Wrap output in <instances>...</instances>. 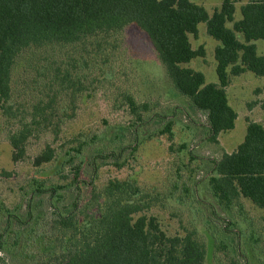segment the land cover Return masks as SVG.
Wrapping results in <instances>:
<instances>
[{"label": "rangeland", "instance_id": "obj_1", "mask_svg": "<svg viewBox=\"0 0 264 264\" xmlns=\"http://www.w3.org/2000/svg\"><path fill=\"white\" fill-rule=\"evenodd\" d=\"M193 1L209 14L222 2ZM233 1L239 19L247 0ZM236 36L244 41L241 33ZM190 42L204 53L184 65L201 71L205 82H218L214 49L219 42L204 22ZM253 43L263 55L264 38ZM10 79L9 97L0 99V170L9 173L0 177V201L12 214L26 218L28 201L39 212H50L46 189L52 184L66 186L60 190L62 205L94 210L103 204L109 182L126 179L139 187L135 198L167 235L189 234L204 245V264H264L263 210L246 198L240 199L242 210L225 209L207 185L210 159L237 147L247 120L263 122L264 76L249 70L230 75L226 94L237 117L232 129L219 133L217 144L205 140V113L173 88L149 38L134 24L80 43L24 52ZM125 95L147 105L144 116L154 115L138 128V140L130 130ZM168 119L171 139L156 132ZM19 132L25 136L23 154L14 160L8 136ZM47 146L54 157L36 165L35 157ZM6 264L24 263L6 259Z\"/></svg>", "mask_w": 264, "mask_h": 264}, {"label": "trees", "instance_id": "obj_2", "mask_svg": "<svg viewBox=\"0 0 264 264\" xmlns=\"http://www.w3.org/2000/svg\"><path fill=\"white\" fill-rule=\"evenodd\" d=\"M234 12L233 0H222L212 14L193 0H0V99L9 97L11 70L24 52L80 43L134 24L149 38L173 88L205 113V140L217 144L219 133L232 129L237 117L226 94L230 75L249 70L264 76V54L253 43L264 38V0H247L240 6L239 19ZM227 21L233 22L232 27ZM200 22L219 42L214 49L218 82H205L201 71L184 65L204 53L190 42ZM124 98L131 114L130 130L138 140V128L147 126L154 115L144 116L141 109L145 111L146 104H137L130 95ZM259 103L264 109V95ZM172 124L168 119L157 134L169 133L171 139ZM24 138L23 132L8 136L14 160L22 157ZM136 148L134 144L132 151ZM54 155L47 146L34 163ZM209 164L211 195L228 210L235 205L242 210L240 199L246 198L263 210L264 220V119L247 120L237 147ZM7 175L0 170V177ZM78 176L75 170L74 179ZM65 187L52 184L46 189L50 212H39L28 201L24 219L0 201V264H6V259L24 264H204V245L189 234L167 235L135 198L140 190L134 181L109 182L103 204L90 211L81 210L78 203L62 205L60 190Z\"/></svg>", "mask_w": 264, "mask_h": 264}]
</instances>
